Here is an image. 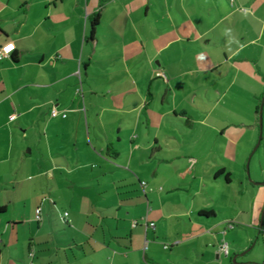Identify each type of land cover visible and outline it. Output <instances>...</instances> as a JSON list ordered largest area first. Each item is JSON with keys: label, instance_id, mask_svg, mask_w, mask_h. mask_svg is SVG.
Returning <instances> with one entry per match:
<instances>
[{"label": "crops", "instance_id": "0c3cea01", "mask_svg": "<svg viewBox=\"0 0 264 264\" xmlns=\"http://www.w3.org/2000/svg\"><path fill=\"white\" fill-rule=\"evenodd\" d=\"M8 43L0 130L30 121L0 152L21 130L49 206L0 223V264H259L264 0H0Z\"/></svg>", "mask_w": 264, "mask_h": 264}, {"label": "rangeland", "instance_id": "374dc122", "mask_svg": "<svg viewBox=\"0 0 264 264\" xmlns=\"http://www.w3.org/2000/svg\"><path fill=\"white\" fill-rule=\"evenodd\" d=\"M80 96L79 98L81 99ZM8 120L9 117L7 118V121ZM29 121L28 116L20 118L19 121H15V117H12L10 124L7 126L4 125L0 130V144L5 142L7 133L11 129H14L15 132V127L19 122L25 126ZM18 131L19 132L15 134L13 138V148L9 154L8 152H0V206H5V212L0 215V223L4 225L6 222H10V226L12 223H15L16 220L23 224L25 223V225L28 224V220L32 218V216L34 217L35 198H40V200H42V204L40 205L39 202L38 205L41 208V215L45 212L46 207L49 206L47 189L49 185L46 183L45 179L43 182L38 181L36 178V170L34 169V163L36 165L39 157L38 152H33L28 155L30 147L27 143V138H22V131ZM25 133L27 134L28 132L25 131ZM6 158L9 160H6ZM54 174L57 175V172ZM58 208H60L59 205ZM25 229H27V227H25ZM24 234H27V230L24 231ZM20 236L23 238L21 231ZM263 241V236L260 238L254 236L252 242L243 250L238 259H252L256 263L264 264Z\"/></svg>", "mask_w": 264, "mask_h": 264}, {"label": "built area", "instance_id": "2783aa9c", "mask_svg": "<svg viewBox=\"0 0 264 264\" xmlns=\"http://www.w3.org/2000/svg\"><path fill=\"white\" fill-rule=\"evenodd\" d=\"M8 44H9V43H8ZM6 45H7V44H6ZM6 45L0 47V61H2L4 58L8 57L9 54L12 52V51H11L10 53H4V52H3V49H4V47H5ZM13 50H14V49H13ZM157 76H159V77H163V78H164V75L161 74V73H157ZM51 116H52V117H56V116H58V111L56 110V108H52V109H51ZM62 116L65 117V114H63ZM140 185H141V187L143 188V190L146 188V183H145V182H141ZM40 215H41V208H40V207H37V208L35 209V220L38 221V222L41 220V219H40V218H41ZM68 216H69V215H68L67 212H62V213L60 214V216H59L60 221L63 222V223H67V221H68ZM136 224H137V222H134V223H133V225H136ZM148 226L151 227V228H154L155 225H154V223H149ZM164 248L167 249L168 246L166 245V246H164ZM218 250H219V252H220L221 254H223V255H227L228 252H229V246H228V243H227L225 240H222L221 243H220L219 246H218ZM33 255H34L33 252L30 251L29 254H28V258L31 260V259L33 258ZM30 264H31V263H30Z\"/></svg>", "mask_w": 264, "mask_h": 264}, {"label": "water", "instance_id": "95a60500", "mask_svg": "<svg viewBox=\"0 0 264 264\" xmlns=\"http://www.w3.org/2000/svg\"><path fill=\"white\" fill-rule=\"evenodd\" d=\"M262 106H263V103H261L260 109H259V126H260V128L262 127ZM260 138H261V136H259V139ZM257 184H261V183H257ZM263 220H264V208H263V210L261 212V216H260V223H259L260 228L263 225Z\"/></svg>", "mask_w": 264, "mask_h": 264}, {"label": "trees", "instance_id": "16d2710c", "mask_svg": "<svg viewBox=\"0 0 264 264\" xmlns=\"http://www.w3.org/2000/svg\"><path fill=\"white\" fill-rule=\"evenodd\" d=\"M97 24H98V15H95L91 18V30H90L89 40H92L93 35H94V30H95V27L97 26ZM3 210L4 209L0 208V211H3Z\"/></svg>", "mask_w": 264, "mask_h": 264}, {"label": "clouds", "instance_id": "9594fccd", "mask_svg": "<svg viewBox=\"0 0 264 264\" xmlns=\"http://www.w3.org/2000/svg\"><path fill=\"white\" fill-rule=\"evenodd\" d=\"M14 47H15L14 44L9 43V44H7V45L4 47L3 52H4V53H10L11 51H13Z\"/></svg>", "mask_w": 264, "mask_h": 264}]
</instances>
